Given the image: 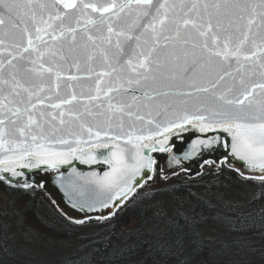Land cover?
<instances>
[{
	"label": "snow or ice",
	"instance_id": "snow-or-ice-1",
	"mask_svg": "<svg viewBox=\"0 0 264 264\" xmlns=\"http://www.w3.org/2000/svg\"><path fill=\"white\" fill-rule=\"evenodd\" d=\"M189 127L204 138L185 158L230 148L260 173L245 180L264 200V0H0V264L39 238L11 197L29 195L22 170L42 166L61 180L71 168L70 187L92 195L64 215L106 233L64 264H210L212 206L154 155L180 165L169 143Z\"/></svg>",
	"mask_w": 264,
	"mask_h": 264
},
{
	"label": "trees",
	"instance_id": "trees-1",
	"mask_svg": "<svg viewBox=\"0 0 264 264\" xmlns=\"http://www.w3.org/2000/svg\"><path fill=\"white\" fill-rule=\"evenodd\" d=\"M154 155L159 156L161 159L165 156L164 154ZM229 171L230 169L224 165L214 169L212 164H210L202 168L199 176L191 178V181H197V184L189 182V187H191L192 191L201 196L203 202L212 206L208 208L204 204L201 205V208L209 215V219L203 225L204 233L205 235L214 237L209 242L205 258L210 264H228L229 261L234 259H250L256 261V264H260L261 254H264V235H261L264 233V228L256 226L259 225V216L256 218V225L248 227L252 222L248 219L247 214L252 212L264 215V213H261L258 208L249 212L233 211L230 209L231 204L237 199L238 193H228L231 181ZM181 177L188 180L184 174H181ZM178 183H183V181H178ZM260 183H254V185L262 191ZM26 191L30 194L25 196L14 194L11 199L17 202V210L28 219L32 226L36 225L41 229H54V231H58L65 238L75 234L74 230L77 228L83 230L81 226L64 219L42 193L41 189L32 187ZM260 193H258L255 202L264 206V200L259 199ZM199 210L201 209L198 208ZM133 215H135V210H130L126 214L130 218ZM233 227L237 231H232ZM245 228H247L246 231H240V229ZM86 229H90L89 233L77 237L71 245L70 252L55 264H64L66 260L75 258L76 250L81 245H89L90 240L101 241L106 235L103 232L97 235L99 230L96 228ZM42 235L44 233L39 231V236ZM248 236L251 237L250 241L237 239L238 237ZM84 237H87V239ZM36 242H38V239ZM36 242L29 246L30 250L28 254L20 255L17 253L11 257V264H29L30 262H26V259L30 257L31 251L37 245ZM242 246H244L243 251H241ZM93 247H103V244H92L90 247L85 248V251H90ZM252 248H255L257 251L255 253L251 252L250 249Z\"/></svg>",
	"mask_w": 264,
	"mask_h": 264
},
{
	"label": "water",
	"instance_id": "water-1",
	"mask_svg": "<svg viewBox=\"0 0 264 264\" xmlns=\"http://www.w3.org/2000/svg\"><path fill=\"white\" fill-rule=\"evenodd\" d=\"M208 135H213L209 133ZM224 134H221L223 136ZM204 138L201 133L193 130L189 127L188 131L180 133L179 135H174L171 138L169 147L172 148V152L181 161L180 165H175L172 163L171 157L168 153H155L164 154L162 159L169 168H176L178 174L182 173L187 178L191 175V178L197 177L201 173L203 166L212 164L215 168L224 165L227 168L237 170L248 176L260 175L258 171L249 170L247 164L238 158L231 156L230 148L225 149L222 144L213 145L211 148H200L195 155L190 158H185V153L192 149V145L196 139ZM230 139V138H229ZM228 154V158L231 163H219L225 158V154ZM210 161L211 163H206ZM74 167L77 168L79 172H90L93 170L99 171L102 167L100 165H82L79 162H74ZM106 169V166H103ZM25 176L19 179L23 182L27 179V182L36 189H41L42 192L49 198L50 202L53 204L55 209L59 214L66 220L73 223L72 220L68 219L64 213H68L72 217H80L82 213L79 212L77 208L72 207V200L75 199L78 203L83 202L88 199L92 193L84 186L82 190H73L70 185L76 183L79 185L81 182L76 181V178L70 176L69 173L71 168L69 166H61L60 172L63 173V179H57L59 173L54 170H44L42 166L40 169H23ZM37 181L39 182L37 184ZM71 197V199H70ZM90 215H95L91 214Z\"/></svg>",
	"mask_w": 264,
	"mask_h": 264
},
{
	"label": "rangeland",
	"instance_id": "rangeland-1",
	"mask_svg": "<svg viewBox=\"0 0 264 264\" xmlns=\"http://www.w3.org/2000/svg\"><path fill=\"white\" fill-rule=\"evenodd\" d=\"M219 167H216V169ZM181 174L182 173L178 175L181 177ZM245 176L248 175H241V172L234 169H230L229 171V178L231 181L229 184L230 188H228V193H238V197L233 202V204H231L230 209L233 211L249 212L258 208L261 211L264 209V206H261L255 202V199L261 190L254 185V183L259 184L260 181L256 179L245 180ZM46 198L49 200L47 196ZM2 200L3 197L0 196V202H2ZM125 218L130 217L125 216ZM33 226L41 231V233H44V235L39 236L38 242H36L37 245L31 251L30 257L26 259V262H30L29 264H55L56 262H59L70 252L72 248L71 245L75 242L77 237L86 235L90 231V229L87 230L86 228H83V230H79L77 228L74 230L75 234L65 238L63 235L58 233V231H54V229H41L36 225Z\"/></svg>",
	"mask_w": 264,
	"mask_h": 264
}]
</instances>
